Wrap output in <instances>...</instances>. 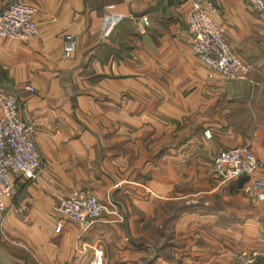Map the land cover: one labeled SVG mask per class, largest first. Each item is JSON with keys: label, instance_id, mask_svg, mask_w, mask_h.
I'll use <instances>...</instances> for the list:
<instances>
[{"label": "crops", "instance_id": "crops-1", "mask_svg": "<svg viewBox=\"0 0 264 264\" xmlns=\"http://www.w3.org/2000/svg\"><path fill=\"white\" fill-rule=\"evenodd\" d=\"M24 1L38 34L0 39V87L18 93L49 169L13 177L0 264H233L264 252V200L212 172L217 154L249 146L264 186V12L210 0L249 69L235 81L209 78L192 54L191 0ZM74 191L108 208L87 231L56 211Z\"/></svg>", "mask_w": 264, "mask_h": 264}, {"label": "built area", "instance_id": "built-area-1", "mask_svg": "<svg viewBox=\"0 0 264 264\" xmlns=\"http://www.w3.org/2000/svg\"><path fill=\"white\" fill-rule=\"evenodd\" d=\"M244 1L256 13L264 12V0ZM191 3L188 26L192 54L207 70L209 78L219 74L230 80H245L249 69L219 27L210 0H191ZM36 15L37 8L24 0L9 1L0 8V39L25 42L34 38L38 34ZM76 48V36L66 34L64 56L69 57ZM25 89L35 92L33 86ZM48 169L49 163L41 158L36 146L32 125L21 117L18 93L0 87V230L9 213L6 201L18 194L13 177L39 182ZM260 170L261 164L249 146L221 152L212 164V172L221 184L246 179L243 193L255 201L264 200L263 182L258 177ZM57 201L58 214L78 223L84 231L108 213L101 200L84 191L64 193ZM61 227L59 222L58 228ZM263 261L264 252L257 250L237 253L233 257V264H261Z\"/></svg>", "mask_w": 264, "mask_h": 264}]
</instances>
